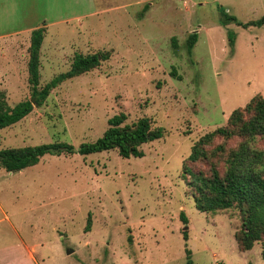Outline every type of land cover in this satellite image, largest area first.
Segmentation results:
<instances>
[{
  "label": "rangeland",
  "instance_id": "1",
  "mask_svg": "<svg viewBox=\"0 0 264 264\" xmlns=\"http://www.w3.org/2000/svg\"><path fill=\"white\" fill-rule=\"evenodd\" d=\"M224 14L236 21L222 26ZM261 18L264 0H0V35L48 25L41 84L67 72L75 54H109L1 130L0 149L78 147L118 114L164 129L142 158L108 151L0 169V264H31L26 246L38 264H186V250L191 264H264L260 244L238 250L237 213L197 211L182 177L195 141L264 98V27L238 25ZM29 45L27 32L0 39V92L11 107L29 98Z\"/></svg>",
  "mask_w": 264,
  "mask_h": 264
},
{
  "label": "trees",
  "instance_id": "2",
  "mask_svg": "<svg viewBox=\"0 0 264 264\" xmlns=\"http://www.w3.org/2000/svg\"><path fill=\"white\" fill-rule=\"evenodd\" d=\"M147 9L148 4L144 11ZM235 21L234 17L226 14L220 18L222 26ZM238 25L243 28L264 27V18ZM44 33V27L30 33L27 62L29 98L11 107L0 92V131L42 107L50 93L63 82L84 75L108 60L109 54L104 52L75 54L67 72L41 84L40 50ZM197 39L196 33L187 38L186 50L189 55ZM172 45L175 46L174 38ZM229 46H233L232 39H229ZM107 125L100 138L78 147L66 142H53L0 149V169L17 173L37 165L45 156L86 157L108 151H115L124 160L142 158L144 152L141 147L164 136V129L153 127L151 120L145 117L127 122L124 114H118L108 119ZM182 177L197 211L214 214L236 212L239 224L234 238L238 250L250 251L258 243L264 258V98L259 95L253 97L244 107L230 114L225 126L195 141L183 162ZM86 231H89V224ZM183 237L187 239L186 232ZM186 256V264H191L188 250Z\"/></svg>",
  "mask_w": 264,
  "mask_h": 264
},
{
  "label": "crops",
  "instance_id": "3",
  "mask_svg": "<svg viewBox=\"0 0 264 264\" xmlns=\"http://www.w3.org/2000/svg\"><path fill=\"white\" fill-rule=\"evenodd\" d=\"M78 1H80V0H78ZM76 2L74 1L73 3L76 4ZM73 18H75V17H73ZM73 18H70V19L66 20L65 23L71 22L73 20ZM45 22L46 21L44 20L42 22V24L40 23L39 25H36V27H32V28H28V29H21V30L15 31V32L10 33V34L0 35V39L2 37H4V36H10V35H15V34H23V33H26V32L30 34L31 31L34 30V29H37V28H40V27H44L45 28L46 26H48L47 23H45ZM43 24H45V26ZM25 249L27 250V254H28L27 256H28V259L31 261V264H38V262L35 259V255H36V251L35 250L36 249L31 247V246L30 247L26 246ZM3 264H10V263H9V261H7V262H5Z\"/></svg>",
  "mask_w": 264,
  "mask_h": 264
},
{
  "label": "water",
  "instance_id": "4",
  "mask_svg": "<svg viewBox=\"0 0 264 264\" xmlns=\"http://www.w3.org/2000/svg\"><path fill=\"white\" fill-rule=\"evenodd\" d=\"M70 252H68V254H69Z\"/></svg>",
  "mask_w": 264,
  "mask_h": 264
}]
</instances>
